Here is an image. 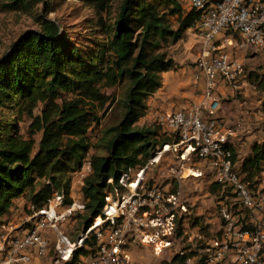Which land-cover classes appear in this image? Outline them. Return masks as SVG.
I'll use <instances>...</instances> for the list:
<instances>
[{
    "label": "trees",
    "instance_id": "16d2710c",
    "mask_svg": "<svg viewBox=\"0 0 264 264\" xmlns=\"http://www.w3.org/2000/svg\"><path fill=\"white\" fill-rule=\"evenodd\" d=\"M181 1L90 0L98 15L93 23L97 28L84 37L86 42L72 41L55 20L43 15L37 18V30L21 34L1 55L0 226L17 197L28 215L31 207L46 206L54 193L62 195V208L70 206L72 177L88 159L91 171L79 188L84 208L76 211L85 213L84 233L101 213L104 198L117 186L120 175L142 168L157 147L177 140L160 133L159 127L137 122L162 86L163 73L177 68L166 47L194 29L199 19L200 12L184 8ZM40 2L10 0L4 7L30 11ZM122 84V114L99 140L104 153L89 155L88 132L97 120L90 101L100 100L101 89ZM20 121L26 123L25 133ZM228 147L238 162V173L253 185L264 164V136L239 160L233 145ZM220 188L212 184L208 191L215 194ZM202 218L197 223L206 233ZM95 248V231H90L63 264L91 258ZM186 256L175 255L170 264H184Z\"/></svg>",
    "mask_w": 264,
    "mask_h": 264
},
{
    "label": "built area",
    "instance_id": "2783aa9c",
    "mask_svg": "<svg viewBox=\"0 0 264 264\" xmlns=\"http://www.w3.org/2000/svg\"><path fill=\"white\" fill-rule=\"evenodd\" d=\"M188 4L200 12L194 31L201 40V51L193 78L203 81L202 99L188 108L165 109L155 118L162 132L177 140L157 147L142 168L123 172L117 186L105 196L101 213L75 240L57 227L84 205L74 200L62 208V195L56 193L46 206L31 207L24 221L28 225L21 232L1 224L0 264H31L37 257L49 256V231L55 236L53 264L68 262L90 231H95V254L79 264H134L132 249L142 247H150L155 256L167 252L187 255L185 264H197L198 259L199 264H264L261 215L253 229L243 224L246 212L264 211V190L238 173V162L233 161L228 147L232 133L215 116L218 101L214 91L218 82H236L243 75L236 50L264 45V0H188ZM167 153L173 155L176 166L171 179L162 183L156 168L161 169V157ZM152 166L155 172L150 171ZM90 171L91 164L85 159L75 173L80 175V186ZM188 181L201 183L199 190L208 198L213 195L208 191L210 185L223 190L209 234L200 230L195 215L203 216L202 224L208 225L211 207L199 213L193 195L198 190L187 189ZM186 240L203 246H183Z\"/></svg>",
    "mask_w": 264,
    "mask_h": 264
},
{
    "label": "rangeland",
    "instance_id": "374dc122",
    "mask_svg": "<svg viewBox=\"0 0 264 264\" xmlns=\"http://www.w3.org/2000/svg\"><path fill=\"white\" fill-rule=\"evenodd\" d=\"M10 0H0V57L6 51H8L11 45L20 37L21 34L37 30L38 29V20L39 16L45 15L46 18L55 20L59 26H61L62 32L66 33L68 37L74 42H83L85 41L84 37L87 36L90 30L97 28L96 24H93L97 20V13L93 9L90 0H41L42 2L38 3L34 7L28 10H9L4 7V5ZM184 8H190L188 0L181 1ZM174 20V18H172ZM93 36V35H92ZM237 39V35H235ZM92 39L94 38L91 37ZM101 40V39H99ZM240 41V40H238ZM86 42V41H85ZM243 47L242 49H244ZM241 56V63L243 65V73L246 75L243 80H247L244 84L242 81L237 82L236 91H233L232 94L226 93L224 95H216L218 107L222 106L221 103H226L228 106L224 108L227 109L226 116L230 118L229 120L222 118L225 128L232 133H235V128L241 130L237 134L236 140V152L237 160L242 159L243 156H246L250 151V146L252 142L260 141L264 136V45L260 48H251L246 47ZM201 51V40L198 38L196 31H186L183 37L174 44L168 45L166 47V52L168 57H171L176 68L178 70L179 65H189L192 66L193 73L196 71L195 62ZM248 74L250 76L248 77ZM125 90V85H117L111 88H105L100 90L101 98L97 101H90L92 103L95 114L97 115V120L91 125V128L88 132V141L91 144L89 150V155L97 154L101 155L104 153L103 147H98L100 143V138L105 129L115 125L119 120L122 114V108L120 100L123 97ZM100 101L104 102V105L100 106ZM195 102L190 103L187 107H190ZM179 108V109H184ZM176 110V109H170ZM156 112V113H155ZM162 112V111H161ZM160 112V113H161ZM159 113V114H160ZM158 114V109L150 110V114L144 115L141 117L137 125L144 127H158L155 123V116ZM158 114V115H159ZM233 125V127H231ZM21 127V132L25 133L26 123L23 121L19 122ZM243 130V131H242ZM159 132L162 130L159 128ZM36 140L39 139L37 135ZM173 155L167 153L161 157V169L152 166V170L155 172L158 170V176L160 177L158 181L166 182L171 176V171L175 168L176 164ZM239 166V165H238ZM261 171L256 175L253 184H259L262 190H264V164L261 166ZM156 168V169H155ZM81 178L80 175L74 174L72 177L71 183V193L75 202L81 201V193L79 192ZM202 184H196L193 181H188L186 184L187 189L198 190L200 196L198 200L199 211L207 213L210 216L208 225H205L204 220H201L204 230H209V225H212V219L217 216V201L222 196L223 190L218 189L215 194L210 196V198L205 197L202 191L199 190ZM197 188V189H196ZM202 192V194H201ZM22 200V198H20ZM215 204V206H214ZM22 205L15 207L12 214H9L4 218L3 223L13 226L16 230L21 232L24 227V221L28 212L21 209ZM17 208V209H16ZM59 210V209H57ZM215 213V216L212 214ZM85 213L76 212L74 215L70 216L67 220L60 221L58 224V231H62L69 240L77 239V236L82 233V216ZM261 215V224L264 223V211L261 214H253L246 212L243 224L247 228H252L256 224L257 216ZM200 218V215H195ZM199 220V219H197ZM196 220V221H197ZM206 221V222H207ZM214 228L217 227L213 223ZM263 226V225H262ZM205 232V231H203ZM209 234V233H208ZM50 239V253L49 256L35 259L31 264H53V249H52V240L54 239V234L49 231ZM183 246H192L193 248H201L203 246L202 242H189L186 240V244L182 243ZM202 244V245H201ZM187 254H191V251H187ZM175 256L174 253H163L159 256H155L150 247H142L132 249V257L134 264H170L171 259ZM200 259H198V263ZM185 264V263H184Z\"/></svg>",
    "mask_w": 264,
    "mask_h": 264
},
{
    "label": "crops",
    "instance_id": "0c3cea01",
    "mask_svg": "<svg viewBox=\"0 0 264 264\" xmlns=\"http://www.w3.org/2000/svg\"><path fill=\"white\" fill-rule=\"evenodd\" d=\"M191 30L194 32V29H188L187 32ZM245 49L247 48L236 50L235 52V55L239 57L240 60L242 59L241 56ZM178 70L180 72L176 71L175 69V70H169L163 73L162 86L153 93L152 97H150V99L147 102V114H150V110L152 109L154 110L158 109V114H159L161 111H164L165 109L184 108V107H187L190 103L195 102V101L198 102L199 100L202 99L204 84L202 80H198V81L194 80L193 78L194 73H193L192 66L179 65ZM245 77L246 75L244 76V73H243V75L236 82H232V83H228L224 85L222 84V82H218L214 89L215 92L217 91L216 95H220V94L224 95L226 93L232 94L233 91L237 90L236 85H235L237 82L242 81L243 84L247 82L246 79L243 80V78ZM226 103L225 104L221 103L222 106L217 108L215 112V116L220 119L225 118L229 120L230 118H227L226 116V113L228 111L226 108H224L225 106H228ZM154 116L157 117L156 115ZM231 127H233V125ZM234 130H235V133L237 134L241 132V130H238L236 128ZM235 133H232L230 135L229 140L231 142V145H233V147L236 149L235 143L237 140L236 139L237 134ZM193 195H195L194 199L196 200V206L199 211L198 200L200 196L199 194H193ZM71 196H72V193H71ZM20 205H23V201L20 199V197L15 198L13 200L12 205L9 208L10 214H12L13 210H15V207H18ZM199 213H201V211H199Z\"/></svg>",
    "mask_w": 264,
    "mask_h": 264
},
{
    "label": "water",
    "instance_id": "95a60500",
    "mask_svg": "<svg viewBox=\"0 0 264 264\" xmlns=\"http://www.w3.org/2000/svg\"><path fill=\"white\" fill-rule=\"evenodd\" d=\"M10 50H11V47H10V49L7 51V53H8ZM7 53H6V54H7Z\"/></svg>",
    "mask_w": 264,
    "mask_h": 264
}]
</instances>
